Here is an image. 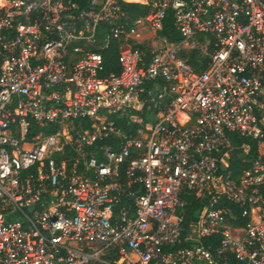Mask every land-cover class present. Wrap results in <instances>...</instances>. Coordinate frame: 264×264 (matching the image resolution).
Here are the masks:
<instances>
[{"label": "built area", "instance_id": "1", "mask_svg": "<svg viewBox=\"0 0 264 264\" xmlns=\"http://www.w3.org/2000/svg\"><path fill=\"white\" fill-rule=\"evenodd\" d=\"M262 188L264 0H0V264H264Z\"/></svg>", "mask_w": 264, "mask_h": 264}, {"label": "trees", "instance_id": "2", "mask_svg": "<svg viewBox=\"0 0 264 264\" xmlns=\"http://www.w3.org/2000/svg\"><path fill=\"white\" fill-rule=\"evenodd\" d=\"M123 8L125 9L129 19L132 20L138 18L139 16L145 15L147 12V7L138 3L127 2L123 4ZM158 34L160 38H156L139 45V47L143 50V59L145 61H148L156 51L163 47V41L161 39H165L168 41H177L181 39L180 34L174 26V20L171 11L165 17L162 30ZM101 53L103 57L105 72L117 73L119 71V64L117 60L118 54L116 45L114 43L108 45V47L101 50ZM233 137V147L230 150L227 158L225 159L226 169L230 171L233 176H239L244 170L248 169L251 158H253L261 150H263V148L259 146V140L255 138L242 136ZM242 144L249 145V150L247 152H244L241 148ZM261 191L264 197V188H262ZM204 199L205 198L202 197L196 198L195 196H192L190 198L186 206V221L196 215ZM234 213L236 216H240L237 206L234 207ZM232 222L235 224H242L246 222V218H234Z\"/></svg>", "mask_w": 264, "mask_h": 264}, {"label": "crops", "instance_id": "3", "mask_svg": "<svg viewBox=\"0 0 264 264\" xmlns=\"http://www.w3.org/2000/svg\"><path fill=\"white\" fill-rule=\"evenodd\" d=\"M140 34H157V33H154V32H152V31H149V30H145V29H143V30H141V32H140ZM158 38V37H157ZM154 39H156V38H154ZM136 40V39H135ZM144 39H141V41H143ZM136 41H140V40H136ZM147 41H150V40H146L145 42H147Z\"/></svg>", "mask_w": 264, "mask_h": 264}]
</instances>
